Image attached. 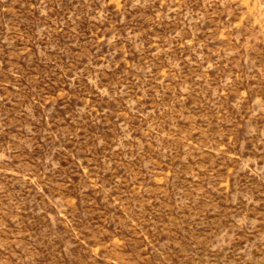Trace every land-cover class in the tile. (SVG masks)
<instances>
[{
  "label": "rangeland",
  "instance_id": "1",
  "mask_svg": "<svg viewBox=\"0 0 264 264\" xmlns=\"http://www.w3.org/2000/svg\"><path fill=\"white\" fill-rule=\"evenodd\" d=\"M0 264H264V0H0Z\"/></svg>",
  "mask_w": 264,
  "mask_h": 264
}]
</instances>
